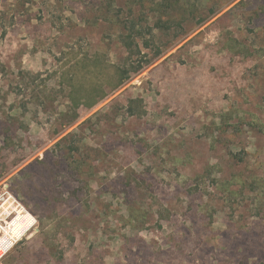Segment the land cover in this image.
I'll list each match as a JSON object with an SVG mask.
<instances>
[{"label":"rangeland","instance_id":"1","mask_svg":"<svg viewBox=\"0 0 264 264\" xmlns=\"http://www.w3.org/2000/svg\"><path fill=\"white\" fill-rule=\"evenodd\" d=\"M0 186L1 264H264V0H0Z\"/></svg>","mask_w":264,"mask_h":264},{"label":"built area","instance_id":"2","mask_svg":"<svg viewBox=\"0 0 264 264\" xmlns=\"http://www.w3.org/2000/svg\"><path fill=\"white\" fill-rule=\"evenodd\" d=\"M32 224H28L29 219ZM33 215L6 188L0 186V264L34 225Z\"/></svg>","mask_w":264,"mask_h":264},{"label":"bare ground","instance_id":"3","mask_svg":"<svg viewBox=\"0 0 264 264\" xmlns=\"http://www.w3.org/2000/svg\"><path fill=\"white\" fill-rule=\"evenodd\" d=\"M32 222H33V219L32 218L28 220V224L29 225L32 224Z\"/></svg>","mask_w":264,"mask_h":264},{"label":"trees","instance_id":"4","mask_svg":"<svg viewBox=\"0 0 264 264\" xmlns=\"http://www.w3.org/2000/svg\"><path fill=\"white\" fill-rule=\"evenodd\" d=\"M36 161H40V160H36ZM28 166H26L25 168L22 169V172L27 168Z\"/></svg>","mask_w":264,"mask_h":264}]
</instances>
